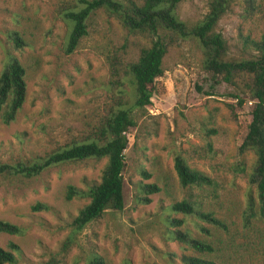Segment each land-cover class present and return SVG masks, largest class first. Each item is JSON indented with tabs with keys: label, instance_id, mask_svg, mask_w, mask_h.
I'll use <instances>...</instances> for the list:
<instances>
[{
	"label": "rangeland",
	"instance_id": "374dc122",
	"mask_svg": "<svg viewBox=\"0 0 264 264\" xmlns=\"http://www.w3.org/2000/svg\"><path fill=\"white\" fill-rule=\"evenodd\" d=\"M208 2L182 0L176 14L192 26L207 12ZM80 5L81 0H0V73L7 56L14 55L25 69L26 82V98L15 119L4 123L0 112V165L33 161L89 135L117 92L112 63L124 75L152 42L151 35L129 30L117 15L101 8L88 18V32L77 48L66 54L64 11ZM215 29L225 38L229 57H246L253 50L244 37L258 39L264 33V0H233ZM11 31L23 39L22 48L14 46ZM203 59L194 38L169 46L151 102L126 132L123 209L106 210L67 249L63 243L71 221L88 202L78 196L66 199L67 188L99 181L106 159L66 162L32 177L0 171V219L25 228L22 235L0 232V246L10 250V243L17 244L18 264H42L51 256L59 264L75 259L86 264L91 251L106 264H181L183 254L217 264H264V218L249 180L255 157L239 149L253 101L240 81L233 86L212 77ZM124 87L130 90L125 79ZM176 154L213 184L182 187L174 170ZM146 183H156L159 190L145 192L141 185ZM144 196L148 202L140 200ZM249 196L255 199L254 214L246 222ZM181 199L212 212L225 227L167 209ZM37 202L49 208L33 210ZM170 218L181 223L171 225ZM169 229L188 230L210 242L213 251L198 253L174 239Z\"/></svg>",
	"mask_w": 264,
	"mask_h": 264
},
{
	"label": "trees",
	"instance_id": "16d2710c",
	"mask_svg": "<svg viewBox=\"0 0 264 264\" xmlns=\"http://www.w3.org/2000/svg\"><path fill=\"white\" fill-rule=\"evenodd\" d=\"M182 0H143L141 4L133 0H81L77 9L64 11L63 18L68 23V32L64 43V52L72 53L78 46L87 30L90 15L101 8L117 15L122 23L131 31L147 33L153 37L151 44L140 50L137 59L128 65L121 75L112 63L117 92L105 114L98 120L92 132L82 140H72L65 145L38 157L33 161L0 165V171L20 174L25 177L38 175L43 170L58 164L86 159H102L106 162L100 180L94 181L86 188L69 185L66 199L73 196L87 198L88 202L79 209L71 221V231L63 243L67 249L75 242L76 235L89 223L99 219L108 210H122L124 206L123 170L125 166V149L128 146L127 130L136 125V114L145 110L150 104L153 94V83L163 73V58L169 46L181 39L197 40L204 55L203 68L216 80L236 86L240 81L253 101L251 120L240 151H250L255 161L249 175L250 183L256 188L259 213L264 218V33L258 38L244 37V44L253 50L242 58L228 56V46L223 35L216 31L219 19L229 10L233 0H209L208 10L201 20L190 26L176 14V7ZM253 2V0H248ZM16 48L24 46L23 39L17 31L9 33ZM25 69L14 55L7 56L4 68L0 73V112L4 123L15 119L17 111L26 98ZM124 79L130 90L124 87ZM174 170L182 187L203 186L213 184V180L205 173L190 167L184 157L176 154ZM145 178L150 176L142 171ZM147 193L159 190L156 183L142 184ZM148 202L147 197L140 199ZM255 199L248 198L249 209L245 212V221L253 215ZM41 202L32 206L33 210L48 209ZM167 209L171 212L193 215L198 219L224 228V222L212 212L203 211L197 203L189 199H181L171 203ZM171 225H179L181 220L170 218ZM201 228H203L201 226ZM204 229V228H203ZM0 232L22 235L25 228L21 225L0 219ZM174 239L187 244L198 253L211 252L210 242L194 237L188 230L169 229ZM10 250L0 246V264H18L20 247L10 243ZM42 264H59L55 256H51ZM72 264H78V260ZM86 264H106L102 255L96 251L88 254ZM123 264H129L125 260ZM181 264H217L214 260L192 254H183Z\"/></svg>",
	"mask_w": 264,
	"mask_h": 264
}]
</instances>
